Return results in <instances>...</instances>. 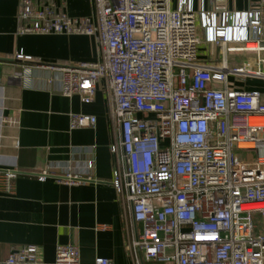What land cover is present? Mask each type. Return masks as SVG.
Masks as SVG:
<instances>
[{"label": "built area", "instance_id": "2783aa9c", "mask_svg": "<svg viewBox=\"0 0 264 264\" xmlns=\"http://www.w3.org/2000/svg\"><path fill=\"white\" fill-rule=\"evenodd\" d=\"M92 1L93 16L71 17L53 0H19L18 34L84 35L97 44V61L49 68L61 73L66 97L92 102L99 85L107 94L120 130L113 185L141 228L129 249L158 264H264V121L249 122L264 119V92L230 83L264 81L261 14L231 12L225 0H209L210 10L197 8L207 0ZM203 42L220 47V62L199 58ZM240 53L242 64H230ZM69 120L71 130L97 123L74 112ZM18 174L1 171V189L12 192ZM37 177L90 179L48 169ZM4 264L45 262L40 246L25 245ZM54 264H81L79 246L58 245Z\"/></svg>", "mask_w": 264, "mask_h": 264}, {"label": "crops", "instance_id": "0c3cea01", "mask_svg": "<svg viewBox=\"0 0 264 264\" xmlns=\"http://www.w3.org/2000/svg\"><path fill=\"white\" fill-rule=\"evenodd\" d=\"M53 1L71 17L95 13L92 0ZM199 3L198 9H212L209 0ZM18 4L19 0H0V173L19 171L12 192L0 186V264L13 248L25 245L40 246L45 264H54L60 244L79 246L81 264H93L97 257L115 264H152L129 249L141 228L113 185L117 160L111 145L120 130L108 117L103 86H98L92 102H83L79 95L69 98L61 92V73L49 68L95 62L97 44L84 35L18 34ZM224 7L231 12L257 11L264 21V0H225ZM20 53L29 59L16 58ZM199 58L220 62V47L203 42ZM230 64H236L231 56ZM230 83L264 92L261 79L230 77ZM72 112L96 116L95 127L71 130ZM89 161L93 168H87ZM46 169L90 179L78 185L53 177L39 180L38 174Z\"/></svg>", "mask_w": 264, "mask_h": 264}, {"label": "rangeland", "instance_id": "374dc122", "mask_svg": "<svg viewBox=\"0 0 264 264\" xmlns=\"http://www.w3.org/2000/svg\"><path fill=\"white\" fill-rule=\"evenodd\" d=\"M231 59H232V61H235L236 64L240 65L246 59V55H244L242 53L237 54V55H232ZM233 65H231V66H233ZM152 264H158V263H152Z\"/></svg>", "mask_w": 264, "mask_h": 264}, {"label": "bare ground", "instance_id": "6f19581e", "mask_svg": "<svg viewBox=\"0 0 264 264\" xmlns=\"http://www.w3.org/2000/svg\"><path fill=\"white\" fill-rule=\"evenodd\" d=\"M262 121H264V119H262V118H250L249 119L250 124H256V123L262 122Z\"/></svg>", "mask_w": 264, "mask_h": 264}]
</instances>
